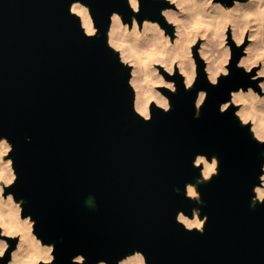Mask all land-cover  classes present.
I'll return each mask as SVG.
<instances>
[{
  "label": "water",
  "instance_id": "95a60500",
  "mask_svg": "<svg viewBox=\"0 0 264 264\" xmlns=\"http://www.w3.org/2000/svg\"><path fill=\"white\" fill-rule=\"evenodd\" d=\"M81 1L92 7L97 36L84 34L72 0H0V135L15 143L14 190L40 235L56 242L55 264H72L78 252L87 264H118L138 248L150 264H264V203L251 206L264 143L219 110L230 89L252 83L237 66L242 53H233L231 74L213 85L196 47L197 83L186 90L177 74L172 109L153 101L146 121L134 111L132 66L107 42L110 14L130 20L135 12L128 0ZM170 4L142 0L137 15L173 33L161 15ZM200 88L209 96L195 118ZM201 151L218 154L221 165L199 186L198 204L184 186L199 175L192 159ZM193 206L210 217L203 233L176 221L177 210Z\"/></svg>",
  "mask_w": 264,
  "mask_h": 264
},
{
  "label": "clouds",
  "instance_id": "9594fccd",
  "mask_svg": "<svg viewBox=\"0 0 264 264\" xmlns=\"http://www.w3.org/2000/svg\"><path fill=\"white\" fill-rule=\"evenodd\" d=\"M86 2H88V0H86ZM207 2L208 4H212L213 0H207ZM128 3L135 13H139L141 11L142 0H128ZM72 4L73 0L70 4V12L74 14L71 8ZM90 10L94 15L92 7ZM161 15L168 22L169 14L167 6L161 9ZM121 19L125 27L130 26L133 30L137 28H147L150 23L153 24V27H158L159 25L154 22L159 20L149 17H144L141 20L138 15H133L129 20L126 19L118 10H114L110 14L107 29L108 46L119 54L121 63L125 64V62L121 59L120 50L118 48H113L110 43L112 23L114 20ZM99 32L100 26L95 18V27L90 28L88 32L84 31V34L88 37H94L97 36ZM193 43H195V41H193ZM230 59L231 58L226 54L222 58L221 66L218 71L213 72L211 75L205 73L211 84L217 85L220 83L222 77H227L231 74L229 71L231 67ZM144 63L147 64V60H145ZM237 66L249 74L250 80L255 83L254 85L241 84L230 89L226 98L220 102L219 110L221 112L231 111L238 119L240 125L246 127L257 142L264 143V137H256L251 132V126L248 123V119L242 118L244 106L248 104L250 105L248 118L251 119L252 123H255L256 120H260L261 123H264V108H259L251 100L241 98L249 93H255L260 100L264 101V95H262L264 94V64L248 67L247 64L244 63L243 59H241ZM158 71L168 75L169 80H175L174 77L179 74L183 78L186 90L192 89L198 81L195 65H193L192 74L184 72L183 69H178L175 75H173L172 68H169L166 65L159 67ZM148 79H150V77ZM155 83L158 88L167 94V97L171 98L168 92L174 93L177 91L175 84L165 82L163 78H161L159 82ZM208 96V89H198L195 99V118L200 117L202 108L205 105ZM155 107L166 112L170 111L173 107L172 100L161 97ZM134 111L146 121H150L153 118L149 114L147 108L142 109L139 112L134 108ZM28 139H31V137H28ZM0 144L3 145V152H0V159H2L5 155L8 156L6 166L0 168V204H5V207L7 208V210H5V207H0V264H55L57 261L56 242L46 241L44 237L40 235L38 230V219L34 218L33 213L26 210V198L18 196L17 192L14 190V185L19 180V172L16 166L15 143L10 136L0 135ZM206 157L211 158V163H208ZM220 165L221 159L218 154H210L203 151L197 152L194 159H192V166L194 169H199V175H197L193 180L186 182L184 186L185 197L197 201L198 204H203L204 198L199 186L205 181L211 180L215 175H219ZM262 175H264V164L260 165V173L258 177L259 182L254 184L252 188V191L254 192V195L252 196V207H255L257 202L264 203V181L261 180ZM197 189H199V191ZM177 191H179V189H177ZM86 203L89 206H94L95 198L89 197ZM185 212H187V215H185ZM202 212L203 209L197 206L192 207L191 213L186 211L184 208H180L176 212V221L182 224L188 231L197 230L200 233H203L206 230V223L209 221L210 217L206 212L202 215ZM189 217L193 218L190 219ZM38 237L43 238V243L45 244L43 251L38 250L32 243V241L36 240ZM136 250L143 254L141 264H150L147 253L139 248ZM87 260L88 257L84 252H78L72 257V264H87ZM95 264H111V262L108 259H98ZM118 264H123V257L118 260Z\"/></svg>",
  "mask_w": 264,
  "mask_h": 264
},
{
  "label": "bare ground",
  "instance_id": "6f19581e",
  "mask_svg": "<svg viewBox=\"0 0 264 264\" xmlns=\"http://www.w3.org/2000/svg\"><path fill=\"white\" fill-rule=\"evenodd\" d=\"M174 1L180 9L167 7L168 21L175 24L174 37L167 26L160 21L154 22L159 25L158 27H153L150 23L147 28L135 30L125 27L122 19L114 20L111 26L110 43L120 50L121 58L132 66L131 83L136 92L135 107L138 111L147 108L150 114V105L153 101L157 103L161 97L169 99L164 92L157 89L155 82L163 78L165 82L175 84V80H169L168 75L158 71L157 64L172 68L173 73L183 69L184 72L192 74L193 65L196 70V60L192 52L193 41L196 42L199 38L205 39L200 52L208 60L206 67L209 75L218 71L222 62L220 57L223 58L226 54L230 56L228 47L220 46V43L226 39V28L230 23L233 24L230 26L233 27V37L238 42H242L248 35L252 39L247 47L248 54L240 60L243 59L248 67L261 60L264 61V0H235L233 4H223L214 0L212 4H208L207 0H171ZM71 8L80 16L87 32L95 27L88 4L76 0ZM215 40H218L217 47ZM219 46L223 48L220 49L221 51L218 50ZM145 60L147 64L144 63ZM241 98L251 100L259 108H264V101L255 93H249ZM249 109L250 105L246 104L242 118L249 120ZM251 128L255 136L264 137V123L260 120H256ZM0 152H3L2 144H0ZM7 159V155L0 159V168L6 166ZM206 159L211 163V158L206 157ZM262 177L264 179V175ZM0 207H5V204H0ZM32 243L40 251L45 248L39 237ZM142 256L143 254L136 250L123 257V264H141Z\"/></svg>",
  "mask_w": 264,
  "mask_h": 264
},
{
  "label": "rangeland",
  "instance_id": "374dc122",
  "mask_svg": "<svg viewBox=\"0 0 264 264\" xmlns=\"http://www.w3.org/2000/svg\"><path fill=\"white\" fill-rule=\"evenodd\" d=\"M170 2H171V0H169ZM214 1H218V0H214ZM235 1V0H234ZM244 1H246V0H244ZM248 1V0H247ZM219 2H221V1H219ZM221 3H223V4H229V3H224V2H221ZM234 3V2H233ZM232 3V4H233ZM169 7H173V8H175V9H180L179 8V6H178V4H177V2H171V4L170 5H168ZM167 6V7H168ZM133 16V15H132ZM168 22H170V21H168ZM170 23H172L173 25H174V32L172 33L171 32V34L173 35V37L175 36V24L173 23V22H170ZM231 25H233L232 23H230L229 24V27H227L226 28V39L224 40V42H221L220 41V39L218 38V40L221 42L220 43V46H222L223 48L225 47V48H227L228 47V49H229V52H230V58H232V56H233V53L234 52H241L242 53V55H241V57H243L244 55H246V54H248V50H247V47L250 45V43L252 42L251 40L252 39H250L251 37H250V35H248L247 36V38H245L242 42H238L234 37H233V31H232V29H233V27H230ZM165 26V25H164ZM211 26H213V25H211ZM258 25H256V27H257ZM130 27V26H129ZM255 27V28H256ZM131 28V27H130ZM170 31V30H169ZM250 31V30H249ZM248 31V32H249ZM217 40V41H218ZM217 41L215 40V45H216V47L218 46L217 44ZM205 43V39L204 38H199L195 43H194V45H193V47H192V52H193V55H194V57H195V60H196V75H197V67H198V60H197V56H196V51H195V48L197 47V51H198V54H199V56H201V58H203L204 59V61H205V68H206V70H207V63H208V60H207V58H206V56H203L202 54H201V52H200V49H201V47H202V45ZM224 45V46H223ZM228 45V46H227ZM218 47L219 49V51H221L223 48L222 47ZM115 48V47H114ZM217 49V48H216ZM221 49V50H220ZM218 50H217V52H218ZM220 53V52H219ZM222 53V52H221ZM240 57V58H241ZM220 59H222V57H220ZM240 60V59H239ZM230 62H231V59H230ZM238 64H239V62H238ZM262 64H264V61L262 62V60L261 61H259V62H257L255 65H262ZM159 67H161L160 66V64H157V68H159ZM255 71V70H254ZM174 73H175V71H174ZM207 74L209 75V72H208V70H207ZM248 77H249V74H248ZM252 81V80H251ZM254 81H252V83L251 84H253L254 85ZM159 91H161V92H163L160 88H157ZM262 95H264V94H262ZM251 119H249L248 120V123L250 124V126L252 127V125H253V123L251 124ZM251 131H252V128H251ZM253 132V131H252ZM257 137V136H256ZM259 138V137H258ZM261 180L263 181L264 179H263V177L261 176ZM42 240V239H41Z\"/></svg>",
  "mask_w": 264,
  "mask_h": 264
}]
</instances>
